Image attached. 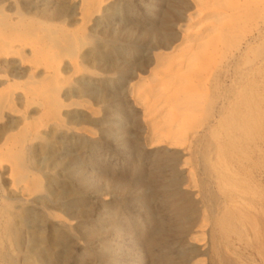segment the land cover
<instances>
[{
    "label": "bare ground",
    "instance_id": "1",
    "mask_svg": "<svg viewBox=\"0 0 264 264\" xmlns=\"http://www.w3.org/2000/svg\"><path fill=\"white\" fill-rule=\"evenodd\" d=\"M0 264H264V0H0Z\"/></svg>",
    "mask_w": 264,
    "mask_h": 264
},
{
    "label": "rangeland",
    "instance_id": "2",
    "mask_svg": "<svg viewBox=\"0 0 264 264\" xmlns=\"http://www.w3.org/2000/svg\"><path fill=\"white\" fill-rule=\"evenodd\" d=\"M164 171H163V170ZM166 169L164 168V167H160V169H157V171H159V172H157L156 171V174L153 176V178H152V180H153V182L154 183H159V184H163V181L165 182L166 181V171H165ZM162 172V173H161ZM161 175V176H160ZM165 177V178H164ZM161 178H164V179H161ZM3 185H4V187L5 188H8L9 187V185H8V183H7V181H5V182H3ZM130 195L131 194H128L127 195V197L129 198L130 197Z\"/></svg>",
    "mask_w": 264,
    "mask_h": 264
}]
</instances>
